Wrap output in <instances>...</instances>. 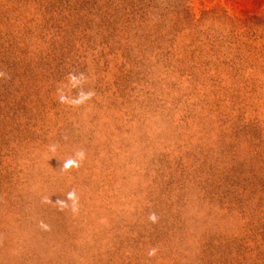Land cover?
Segmentation results:
<instances>
[{"label":"rangeland","instance_id":"rangeland-1","mask_svg":"<svg viewBox=\"0 0 264 264\" xmlns=\"http://www.w3.org/2000/svg\"><path fill=\"white\" fill-rule=\"evenodd\" d=\"M97 20L69 35L55 88L37 87L47 49L26 78V112L44 108L13 125L0 264H264V0H159L127 32Z\"/></svg>","mask_w":264,"mask_h":264},{"label":"trees","instance_id":"trees-1","mask_svg":"<svg viewBox=\"0 0 264 264\" xmlns=\"http://www.w3.org/2000/svg\"><path fill=\"white\" fill-rule=\"evenodd\" d=\"M159 0H0V231L4 217L2 205L9 202L10 191L19 182L15 167L18 151L23 146L20 130L13 127L31 119L40 124L44 104L36 99V115L26 112V78L39 74L41 53L48 62L45 79L37 87L45 92L55 88L67 61L63 57L69 35L78 27L86 28L88 20L97 18L104 33L114 30L108 24H119L120 32L133 29V23ZM97 26V25H96ZM84 30V29H83ZM98 32V31H97ZM80 36V35H79ZM55 45V46H54ZM56 47L59 53H56ZM14 52H13V50ZM28 54V55H26ZM36 65V72L30 67ZM24 84V90L20 89ZM27 113V118H26ZM33 126V123H29ZM26 131V130H25ZM32 134L33 130H28ZM22 144V146H21ZM25 168V165H23ZM3 188V189H1Z\"/></svg>","mask_w":264,"mask_h":264},{"label":"clouds","instance_id":"clouds-1","mask_svg":"<svg viewBox=\"0 0 264 264\" xmlns=\"http://www.w3.org/2000/svg\"><path fill=\"white\" fill-rule=\"evenodd\" d=\"M5 74L3 72H0V76H4ZM75 79V77H73ZM60 101L63 103L64 102V97H60ZM52 151H55V148L53 147L51 149ZM86 160V152L83 149H79L75 152L74 158H69L65 160L64 162V170H71L72 168H79L81 164ZM67 197V202L71 203V211L73 214H76L79 212V207H80V196L78 192L75 189H71L66 193ZM47 202V200H46ZM57 203L61 206V208L67 207L68 203L64 200H58ZM149 219L152 221L156 220L155 214H151L149 216ZM156 254V249L152 248L149 252V256H154Z\"/></svg>","mask_w":264,"mask_h":264}]
</instances>
